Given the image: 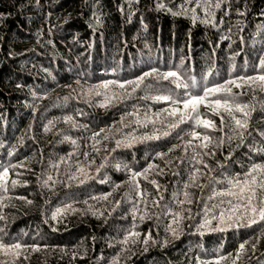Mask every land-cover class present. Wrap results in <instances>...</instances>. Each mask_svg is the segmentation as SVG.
Masks as SVG:
<instances>
[{
  "label": "trees",
  "instance_id": "trees-1",
  "mask_svg": "<svg viewBox=\"0 0 264 264\" xmlns=\"http://www.w3.org/2000/svg\"><path fill=\"white\" fill-rule=\"evenodd\" d=\"M156 2L0 0V164L18 165L9 169L8 191L0 190V215L5 217L0 220V241L26 245L15 264H113L117 258L118 264H200L221 255L227 257L222 264H233L245 241L249 244L236 264H264V223L220 232L211 230L219 226L212 220L208 228H200L205 205L235 200L209 197L232 190L228 181H243L254 164L264 165V91L255 86L233 88L245 93L241 103L256 108L242 145L237 146L239 137L232 128L219 131V116L201 105L202 118L214 120L217 130L201 126L195 131L209 135L213 143L200 149L196 145L202 140H194L185 151L193 129L190 123L170 129L176 118L166 114L157 118L170 105L145 97L158 93L138 90L131 100H113L100 107L106 103L105 96L125 90L116 85L96 87L106 81L135 79L150 67L168 70L174 66L185 79L195 76L198 84L261 74L257 58L264 56V0H223L219 9L211 8V24L200 22L207 19L202 7L196 9L199 19L194 23L190 12L173 15L157 10ZM162 2L176 12L182 0ZM209 70L213 75L202 80ZM137 109L142 121L147 115L155 123L136 124L135 116L128 114ZM68 116L73 121L66 122ZM236 116L243 118L240 113ZM122 117H126L123 123ZM226 122L235 127L230 118ZM101 129L105 131L97 143L92 137ZM165 131L170 135L163 136ZM133 135L161 139L112 151L117 139ZM11 148L15 155L8 156ZM197 152L201 155L196 156ZM157 153L167 155L162 160ZM198 159L203 164H197ZM150 163L158 166L156 171H150L147 180L136 178L145 193L142 199L126 182L131 171L142 172ZM101 164L105 167L100 168ZM117 164L122 167L117 169ZM196 168L200 172L193 182L190 177ZM85 174L90 178L80 184ZM73 175L76 178L70 179ZM11 180L18 181L16 187ZM151 180L160 185L158 191ZM116 185L120 187L113 191ZM109 192L108 200L92 199ZM184 192L192 202L180 205ZM116 201L120 206L112 211ZM68 205L77 211L52 219L57 208ZM174 213L180 214L175 224ZM169 225L177 229L179 238L168 230ZM131 232L139 236L122 243ZM149 233L151 240L145 245ZM251 244L256 245L254 250ZM33 246L40 251H32ZM12 259L11 253L0 250V262Z\"/></svg>",
  "mask_w": 264,
  "mask_h": 264
},
{
  "label": "snow or ice",
  "instance_id": "snow-or-ice-1",
  "mask_svg": "<svg viewBox=\"0 0 264 264\" xmlns=\"http://www.w3.org/2000/svg\"><path fill=\"white\" fill-rule=\"evenodd\" d=\"M223 0H182L180 5V10L176 12H172V9L169 8L162 0H157L156 8L157 10H165L171 12L173 15H186L189 12L192 14L193 22L195 23L199 17L196 15V9L202 7V10L207 17V19L201 20V23H214V13H212L211 8L214 6L219 9L221 7ZM192 5L190 8H185L184 5ZM243 15V13H240ZM258 59V66L261 69V74L252 76H236L231 79L224 80L219 83H200L198 84L195 76L189 77L185 79L183 74L179 70H174V66L172 69L161 70L157 67H150L148 71H143L139 76L135 79L125 80V81H106L100 85H97V88L108 89L110 85H116L120 89L125 90L120 94H113L111 98L105 96L106 103L101 104L100 107H107L108 104L112 103L113 100L121 102L124 100H131L138 90H143L149 93L155 92L158 93L156 95L146 96L145 99H152L155 102H164L168 103L170 107L163 109L162 113H158L157 118L160 115L166 114L169 117L176 118L174 123H170L168 127L170 129H176L180 127L181 124H189L192 127V131L189 133L191 139L187 141L185 145V151L189 147H192L194 140H202V143L196 145V147L200 149H207L210 144L213 143L211 137L207 134L201 136V134L195 131L197 127H203L204 129H212L217 130V125L214 120L204 119L202 118L200 112V106L204 105L205 107L211 110V113L215 116H219L220 118V127L219 131L223 132L225 127L232 128V131L239 137L240 144L239 147L244 143V130L248 128V122L251 118V113L256 110L254 105L244 104L240 102V97L245 95L244 92L236 93L233 91V88L243 89L245 87L252 88L255 86L259 88L261 91H264V56H260ZM213 72L209 70V72L202 78V80H208V77L212 76ZM131 87V91H127V87ZM174 86V88H173ZM199 88L198 92H193L192 89ZM174 89H180L181 93H177ZM94 90H90V93ZM35 95V94H34ZM95 95L99 96L101 93L99 91H95ZM182 105V107H180ZM138 109L134 110L132 113H129V116H135V123L142 126H147V123H155V120L149 119L147 115H145L144 120L142 121L138 115ZM236 113L242 114L243 118H237ZM226 117L230 118L231 122H234L235 127H232V123L226 122ZM126 117H122V123ZM66 122L73 121L71 116L65 118ZM51 124V122H50ZM129 125L125 124V127ZM50 130L49 128H45V131ZM105 130L101 129L100 133H95L92 139L96 140L97 137L101 135ZM163 136L170 135L169 132L165 131L162 134ZM108 139L107 136L104 137ZM233 137L229 136L228 141L231 142ZM159 140L161 136L158 135H150L144 137L131 136V138L125 139H117L115 141L116 147L112 149L113 152L116 149L127 147L131 148L134 143L142 142L145 140ZM65 140H70V137L65 136ZM23 141L21 140V143ZM73 144L76 141H71ZM99 143V140H96ZM224 141L221 140L220 143ZM0 147H3L0 144ZM99 149H97L98 151ZM15 148H11L7 152L8 156L15 155ZM169 151H173V149H169ZM213 154L205 152L204 155ZM73 154H69V158H71ZM88 154L85 153V156ZM160 159H164L167 153H157L156 154ZM199 152L196 153V156H200ZM232 154L229 153V156ZM195 158V157H194ZM197 164H203V159H198ZM170 163V161H169ZM18 165L9 164L4 166L0 164V190L5 192L8 191V181H9V169H15ZM19 167H23V164L19 165ZM105 167L104 164H101L100 168ZM117 169H120L122 166L120 164L116 165ZM126 167V166H124ZM205 168L208 166L205 164ZM100 168L97 169V172L100 171ZM158 168L155 164H148L147 168H145L142 172L139 171H131V176L129 183L133 190L137 192L142 199L145 197V193L140 190L139 181L136 179L137 177H143L145 180L148 179V173L150 171H156ZM81 173H84V169L81 167L79 169ZM164 170L159 169V173L163 174ZM200 172L199 168H196L190 177L193 182L196 180V174ZM257 174H260L261 179H257ZM76 177L73 175L70 179H75ZM85 174V178L79 181L80 184H84L87 179H89ZM52 177L49 176L48 180H51ZM106 180H102L101 183H106ZM48 181L44 182L45 186H47ZM229 184L232 185V190L226 192L215 193L213 196L209 197L210 200L216 199L217 197L231 196L234 197L235 200H228L225 202L224 200H219L218 203L214 205H205L204 207V223L200 225V228H208L211 225L212 220L218 221V227L211 229L212 231H227L231 228H239V227H251L255 224L264 223V165L262 164H254L251 170L246 174V178L241 181L240 179L229 180ZM18 184L17 180H11V186L14 188ZM151 184L154 185L157 191L160 188V185L157 184L156 180H151ZM120 185H116L113 191L116 188H119ZM187 188L188 186L185 185ZM202 187V186H201ZM260 190L261 195L258 197L257 190ZM112 193H106L99 197H92L94 200H108V197L111 196ZM184 200L178 201L180 205H183L185 202L191 203L192 201L188 197V193L184 192ZM27 203H32V201H27ZM87 203V201H85ZM120 201L115 202V206L112 211H115L116 208L120 206ZM157 206L159 205L158 200L153 201ZM91 209V206H89ZM75 212L77 209L72 208L71 205H68L66 208L61 209L57 208L56 212L53 213L52 219L56 220L59 215L62 213H66L68 211ZM215 210H219L218 214ZM135 212L136 209L134 208ZM93 215L104 216L103 212L92 211ZM111 215V213H109ZM173 215V223H178L177 217H179V213H174ZM209 216L211 218H209ZM135 218V216L133 217ZM145 217L141 216L140 219L143 220ZM5 217L0 215V220H4ZM246 219V222H244ZM135 227V225L133 226ZM168 230L172 232L173 236L179 238L180 233L176 228H173L172 225H169ZM199 230V229H198ZM3 233V229H0V234ZM203 234V233H201ZM132 236H139V233L131 232L129 235L124 237L122 243L127 244L128 240ZM149 240H151V233L145 237L144 243L148 244ZM155 243V241H153ZM165 245L168 243L167 240L163 241ZM249 242L245 241L239 245V249L237 250L235 257L236 260H239L241 255L246 251V245ZM26 245H23L19 242L6 244L3 241H0V250H3L5 253H11L13 256L12 260L0 262V264H15V259L19 257L20 250L25 248ZM250 247L254 250L256 245L251 244ZM147 250V249H145ZM32 251H40L38 246H33ZM231 256V254H229ZM27 259V257H25ZM227 257L221 255L218 258L207 261H200V264H222ZM236 260H233V264H236ZM113 264H118V258L113 261Z\"/></svg>",
  "mask_w": 264,
  "mask_h": 264
}]
</instances>
